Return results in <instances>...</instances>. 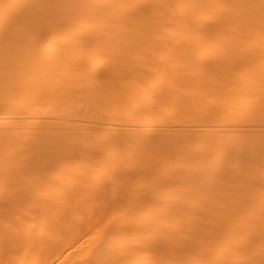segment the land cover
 <instances>
[{
  "label": "bare ground",
  "instance_id": "6f19581e",
  "mask_svg": "<svg viewBox=\"0 0 264 264\" xmlns=\"http://www.w3.org/2000/svg\"><path fill=\"white\" fill-rule=\"evenodd\" d=\"M262 59L264 0H0V264H264Z\"/></svg>",
  "mask_w": 264,
  "mask_h": 264
},
{
  "label": "rangeland",
  "instance_id": "374dc122",
  "mask_svg": "<svg viewBox=\"0 0 264 264\" xmlns=\"http://www.w3.org/2000/svg\"><path fill=\"white\" fill-rule=\"evenodd\" d=\"M17 32H18V31H17ZM18 33H19V35H18ZM18 33H17V35H18V36H21L20 33H23V34H24V33H26V32L19 31ZM23 36L25 37V34H24ZM21 37H22V36H21ZM22 39H23V37H22ZM23 40H26V38L23 39ZM23 40H22V42H23ZM26 41H27V40H26ZM18 42H21V39H19ZM27 43H28V42H27ZM19 44H20V43H19ZM19 44H18V45H19ZM21 44H22V43H21ZM25 44H26V42H25ZM25 44H24V45H25ZM24 45H20L21 48H22V46H23V48H24ZM13 46H14L15 48H14ZM13 46H12V49H13V50H17L18 47L16 48L15 45H13ZM20 46H19V47H20ZM25 46H27V45H25ZM28 46H31V45L28 43ZM21 48H20V49H21ZM28 48L31 49V47H28ZM28 48H27V49H28ZM25 49H26V47H25ZM22 50H23V49H22ZM124 53H127V52H124ZM128 54H129V53H127L126 55H128ZM230 54H231V53H229V55H230ZM129 55H130V54H129ZM225 55H226V54H225ZM121 56H122V55H121ZM121 56L119 57V58H120V59H119V64H120L121 62L124 63V61H127V62H125V63H126L125 67L128 66V67H131V68H135V67H138V68H139V66L142 67L143 65H145L144 62H146V63H147V62H148V63L150 62V60H149V61H148V60L146 61V58H145V61H144V60H143V61H142V60L139 61V63L141 62V63H144V64H139V63H137L136 66H135V65H133V64H135V63H131V65H128V64L130 63V61H131L133 58L130 60L131 57L129 56V57H127V58H128V60H127V58H125L124 55H123L124 58L122 57L123 60L120 62V60H121ZM234 56H235V55L232 56V54L230 55V57H234ZM175 58H176V57H175ZM223 58H225V57H223ZM237 58H238V57H237ZM167 59H168V60L166 61V63L169 61V62H168V64L170 63L169 66H171L172 64H176V63L178 62L177 60H179V59H182V60L184 61V58H180V57H178V58L175 60L176 63H174L175 61L173 60L174 58L172 57L171 59H172L173 62H172V64H171V61H170L171 59H170V58H167ZM227 59H228V55H227ZM135 60H136V59H133L131 62H133V61H135ZM188 60L191 61L190 58H189V59H186V58H185V61H184V62H182L181 60H179V63H178V64H181V63L184 64V63H185L186 65L188 64L189 67L193 66V65H191V64H193V63H194V65H196L197 67H198V65H199V66L201 65V64H197V60H196V61H191V62H193V63H191V62L188 61ZM220 60L222 61L223 59H220ZM225 60H226V58H225ZM225 60H224V61H225ZM228 60H229V59H228ZM233 60H234V64H233ZM236 60H237V59H236V57H235V59H232V60L228 61V63L231 62V64L229 63L230 65H232V66L235 65V67L240 68V66H239L240 63H241V62H240V59L237 60V61H239L240 63H238V62L235 63ZM262 60H263V59H262ZM262 60H261V61H262ZM128 61H129V62H128ZM136 61H137V60H136ZM136 61H135V62H136ZM180 61H181V63H180ZM186 61H188V63H187ZM221 61L218 60L219 63H221ZM241 61H243V60H241ZM261 61H260L259 63H261ZM137 62H138V61H137ZM245 62H246V61H245ZM245 62H244V63H243V62L241 63V67H245V66L248 67V66H249V61H248V63H246V64H248V66H247V65L242 66L243 64H245ZM263 62H264V60H263ZM127 63H128V64H127ZM166 63H165V64H166ZM222 63H224V62L222 61ZM138 64H139V65H138ZM149 64H150V63H149ZM178 64H177V65H178ZM185 64H184V65H185ZM225 64H227V63L225 62ZM229 64H227V65H229ZM236 64H237V65L239 64V65L236 66ZM99 65H100L101 67H100ZM137 65H138V66H137ZM220 65H222V64H220ZM223 65H224V64H223ZM6 66H7V65H6ZM98 66L100 67V70L102 71V69H101V68H103V67H102V66H103L102 62H99V63H98ZM121 66H122V64H121ZM123 66H124V64H123ZM145 66H146V65H145ZM147 66H148V64H147ZM174 66H175V65H174ZM196 66H193L192 68H197ZM119 67H120V65H119ZM143 67H144V66H143ZM221 67H223V66H221ZM226 67H227V66H226ZM4 68H5V67H3V68L1 69V66H0V70H1V71L5 70ZM123 68H124V67H123ZM224 68H225V67H224ZM227 68L230 69L229 67H227ZM231 69H233V68H231ZM234 69H236V68H234ZM234 69H233V70H234ZM98 70H99V69H98ZM5 71H6V70H5ZM8 71H9V70H8ZM101 71L96 72L95 74H98V75L95 76V74H94V75H92V77H93V78L98 77L99 74L101 73ZM6 72H7V71H6ZM94 76H95V77H94ZM217 77H218V78H217ZM217 77H216V80H220L221 78H223V77H221V76H217ZM206 78H207V77H206ZM202 79H203V78H202ZM238 79H239V78H238ZM238 79H237V80H238ZM241 79H242V78H241ZM243 79L245 80L244 77H243ZM203 80L206 81V79H203ZM208 80H210V83H211V84H212V82H215V81H214L215 78H214V80L212 79L213 81L211 80V78H210V79H207V81H208ZM231 80H232V82H233V79H231ZM237 80H236V82H238ZM239 80H240V79H239ZM244 80H243V81H244ZM191 81H193V79H192ZM207 81H206V83L204 82L203 85H206V84H207V85L204 86V87H209V86H210V88H211L212 85H211V84H208L209 82L207 83ZM211 81H212V82H211ZM221 81L224 82L222 79H221ZM243 81L241 80V82H242L243 84H237V83L234 81L235 83L233 82L232 85H233V87H235V88H236L235 85H237L238 88H239V86L242 87V86H244V83H245V82H243ZM201 82H203V81H201ZM201 82H200V80H199V84L197 83V87H199V85H200ZM217 82H218V81H216V82L214 83V84L217 85V86H218L219 84H223V83H221V82H218V84H216ZM239 83H240V81H239ZM230 84H231V83H230ZM215 85H214V86H215ZM179 86H180V85H179ZM257 86H258V87H257ZM259 86L261 87V89L264 90V86L257 85V84L255 85L254 89L261 91L260 88H259ZM201 87H202V85H201ZM256 87H257V88H256ZM238 88H237V89H238ZM242 88H243V87H242ZM242 88H240V89H242ZM254 93H255V92H254ZM256 93H258V92H256ZM261 95H262V94H261ZM108 96H109V95H108ZM105 97H106V96H105ZM110 97H111V96H110ZM110 97H106L105 101L103 100V99H104V96L102 97V99H100L101 97H99V98L97 97L95 100H96V101H97V100L99 101V99H100L99 103H98V101H97V103H98L99 107H102V105H103V108H101V110H100V109L97 110L99 107L97 106L96 101L93 100L95 104H93V102H92L91 104H92L93 106L91 105V109H89V110H92V107H94V105H95L96 107H94L93 110L91 111V116H92V115H93V117H95V116H96V117L99 116L97 119H99V121H101V120L103 119V120L106 121V123H109L108 120H110V124H112V123H113L112 120H113L114 118L116 119L117 116L114 115V112H113V108H112V106H113V105H112V104H113V101L111 100V101H109V103H107L108 100H110ZM259 97H260V96H259ZM260 98H261V97H260ZM260 98H259V100H258V97H257V99H256V97H255V99L252 100L253 102L251 101V102H252L251 104H253V106H254V107L251 106V107L253 108V111H251V107H250V106L248 107V108H250V109H247V110H246V111L249 110V111H251V112H254V111H255L254 113L256 114V116H255V114H253V113H251V112H249V111H248V113H251V116H250V114L248 115V113H246L245 111H242L243 113L240 112V113H242V115H240V114H238L237 116L235 115V116H233L234 118H233L232 116H229V117H228V115H226V116H224V117H220V116H219L218 119H217V118H215V119L213 118V121H215V122H213V121H212V122H208V121H207L208 119L205 120V119H204V115H203L204 113H201V116L203 115V121L205 120L206 124H207V122H208V124H209V123H211V124H212V123H217V124H215V125H218V124H223V123H226V122L229 123L231 120H234V121H233V124H234V123L236 122V119H237V122L240 121L237 125L240 124V126H242L241 123H243V122L246 123V121H247V125L243 123L244 126H245V125L248 126V125L252 124L253 121H252V118H250V117H253V119H254V123H255L257 126L253 123L252 125H254V126H250V127H255V126H256V127H259L260 125L264 127V125H263V124H264V120H263V117H264V116H261V114L264 115V110H263V112H262V109L259 108L260 111H261V113H260L259 109H257L258 111L256 110V108H258V106L255 107V105H258V104H257L258 102H259V104L261 103L262 100L260 101ZM101 100H103V101L106 102L107 104H106V103H105V104H104V103L102 104V103H101ZM91 101H92V100H91ZM255 101H256V102H255ZM111 102H112V104H111ZM108 104H109V106H108ZM251 104H250V105H251ZM106 105H107V106H106ZM110 105H112V106H110ZM105 106H106V109H107V107H108V109L112 108V110L110 109V110L104 111V110H105V109H104ZM97 107H98V108H97ZM95 108H96V109H95ZM254 108H255V110H254ZM96 110L99 111L100 114H99ZM94 111H96V112H94ZM103 111H104V113H103ZM109 111H110V112H113V116H114V117L111 116L112 114H111ZM165 111H166V109H165ZM167 111H168V110H167ZM183 111L185 112V110H183ZM101 112H102V113H101ZM107 112H108V114L110 113V117H111V118L109 117V119L107 118V114H106ZM180 112H181V114H182L184 117H186V116L183 114L184 112H182V111H180ZM189 112H190V111H188V113H185V114H188L189 117H190ZM192 112H194V111H192ZM257 112H259L258 115H260V118H259V116L257 117ZM92 113H94V114L96 113V115H94V114H92ZM169 113H170V111H169ZM194 113H196V115L198 114L197 112H194ZM103 114L106 115V117H104V116L101 117V115H103ZM165 114H166V115H165ZM165 114H162L163 117H165V116L168 115L167 112H165ZM172 114L175 115L173 112H172ZM172 114H170V115H172ZM178 114H179V116H180V113H177V116H178ZM243 114H244V116L247 115V116H249V117H246V118H245V117L243 116ZM89 115H90V114H89ZM89 115H88V118L90 117ZM117 115H120V114L118 113ZM162 115H160L161 117L158 115L159 118H162V119H163ZM164 115H165V116H164ZM170 115H168V116H170ZM194 115H195V114H193V118L195 119L196 115H195V116H194ZM198 115H199V114H198ZM198 115H197V116H198ZM205 115H206V117H207V114H205ZM208 115H209L208 117H210V118L213 117V115H211L210 113H208ZM253 115L256 117L257 120L255 119V117H254ZM168 116H167V118H168ZM216 116H217V115H215L214 117H216ZM242 116H243V117H242ZM123 117H124V116H118V119H116V121H121L120 119H122ZM155 117H157V115H156ZM155 117H153V118L155 119ZM170 117H171V116H170ZM172 117H175V116H172ZM187 117H188V116H187ZM187 117H186V118H187ZM189 117H188V118H189ZM199 117H200V116H199ZM199 117H198V118H199ZM237 117H238V118H237ZM106 118H107L108 120H107ZM119 118H120V119H119ZM157 118H158V117H157ZM157 118H156V119H157ZM167 118L165 117V119H164L163 121H160V120H162V119H158V120L155 119L156 122H157V121H160V122H157V123L154 121V119H149L148 121H149L150 123H148V121H147L146 123L149 124V125H151L152 122H153V125H154V126H153V125H151V126L154 128L158 123H161V122H162V123H165V122H166L165 120H166ZM179 118H180V117H178V119H179ZM182 118H183V117H182ZM186 118H185V119H186ZM191 118H192V117H191ZM198 118H197V119H198ZM210 118H209V120H210ZM224 118H225V119H224ZM231 118H232V119H231ZM241 118H242V119H241ZM243 118H245L244 121H243ZM247 118H248V119H247ZM90 119H91V118H90ZM174 119H175V118H174ZM178 119H177V120H178ZM185 119H184V118H183V119L180 118V121H181V120H184L183 122H185L183 125H185V124L187 123V122H186L187 120L185 121ZM194 119H193V120H194ZM220 119H222V120H221L222 122L220 121ZM223 119L225 120L224 122H223ZM228 119H231V120L229 121ZM261 119H262V120H261ZM103 120H102V121H103ZM125 120H126V119L123 118V121H125ZM168 120H170V118H169ZM168 120H167V121H168ZM177 120H175V123H176ZM189 120H190V118H189ZM195 120H196V119H195ZM198 120H199V119H198ZM200 120H201V122L203 123V121H202V117H200ZM200 120H199V122H200ZM217 120H219L220 123H218ZM249 120H251V121H249ZM258 120H260V121H258ZM105 121H104V123H105ZM113 121H114V120H113ZM180 121H179L178 123H180ZM196 121H197V120H196ZM216 121H217V122H216ZM257 121H258V124H260V123H261V124L258 125V124H257ZM261 121H262V122H261ZM171 122H172V123H171ZM173 122H174V120L172 119V120L170 121V123L173 124ZM181 122H182V121H181ZM190 122H192V123H190ZM190 122L188 121L189 124H195V121H194V123H193L192 119H191ZM201 122H200V123H201ZM249 122H250V124H249ZM106 123H105V124H106ZM123 123H124V122H123ZM146 123H145V124H146ZM154 123H155V124H154ZM166 123H167V122H166ZM178 123H177V124H178ZM200 123H198V124H200ZM202 123H201V124H202ZM110 124H107V125L110 126ZM181 124H182V123H181ZM231 124H232V122H231ZM235 124H236V123H235ZM178 125H180V124H178ZM212 125H214V124H212ZM146 126H147V125H145V127H146ZM151 126H148V127H149V131L152 129ZM261 126H260V127H261ZM248 127H249V126H248ZM139 128H140V127H139ZM142 128H143V127H142ZM150 128H151V129H150ZM146 129H148V128H146ZM195 143H196V142H195ZM221 152H222V151H221ZM228 152H229V149H227L226 152L224 151L223 154H221V153H219V154L222 155V156H223L224 154H226V159H227V156H228L227 153H228ZM224 156H225V155H224ZM220 157H221V156H220ZM228 157H229V156H228ZM223 158H224V157H223ZM223 158L221 157V160H222ZM223 160H225V159H223ZM211 172H213V171H211ZM211 172H210V173H211ZM210 175H213V176H214V174H209V176H210ZM209 176H208V178L210 179ZM213 176H212V177H213ZM216 178H218V177H216ZM218 179H219V178H218ZM211 181H212V182H211ZM217 181H218V180H217ZM217 181H216V183H217ZM213 182H214V181L211 179V180H210V183H213ZM216 183H215V185H216ZM212 185L215 186L214 184H212ZM221 199H222V198H221ZM221 199H219V200H221Z\"/></svg>",
  "mask_w": 264,
  "mask_h": 264
}]
</instances>
